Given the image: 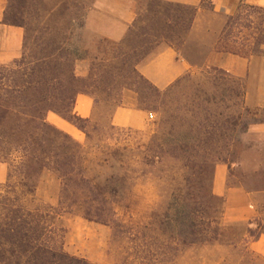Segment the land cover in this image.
Returning a JSON list of instances; mask_svg holds the SVG:
<instances>
[{
	"label": "trees",
	"instance_id": "16d2710c",
	"mask_svg": "<svg viewBox=\"0 0 264 264\" xmlns=\"http://www.w3.org/2000/svg\"><path fill=\"white\" fill-rule=\"evenodd\" d=\"M200 11L214 15V0H203L199 8L155 1L147 15L139 17L124 41L131 47V53L122 56L120 71L111 75L112 83L124 80L132 87H114L105 92L103 103L115 101L106 116L109 121L104 116L95 119V107L99 103L88 92L93 86L92 77L77 75L80 59L67 49L66 40H60L56 46L48 41L31 46L26 27L5 22L25 30V43L20 59L0 65V163L9 167L7 184L0 186V264H83L70 258L56 241L53 210L37 202L36 191L44 172L52 173L61 183L58 217L76 212L90 223L113 229L115 239L122 236L128 240L139 264L170 262L169 243L162 252H147L138 227L120 222L119 210L133 199L137 183L153 176L166 197L177 204L174 212L176 224L180 225V219L187 213L186 197L181 189V184L186 182L185 172L197 166L202 175L205 166L215 170L219 163L225 162L221 151L233 145L249 116L245 86L224 71L213 69L207 73L206 83L211 86L212 95L198 91L188 94L182 112L176 106V90L185 77L161 92L137 70L159 44L173 48L192 64L190 57L181 52L189 44L188 35ZM160 15L162 20L157 21ZM218 20L223 27L215 45L218 53L245 59L264 57V39L251 42L246 34L263 32L264 9L242 5L236 15ZM159 24L162 26L158 27ZM42 33L46 37L65 35L51 29ZM187 79L191 80L192 76L187 75ZM124 90L136 97L135 103L119 100ZM80 95L95 102L91 119L75 114ZM119 108L160 114L157 132L147 145L120 143L117 138L123 131L112 124L113 114ZM51 113L80 131L86 143L49 124L47 117ZM210 198L220 203L221 219L205 222L197 212L199 222L194 223L190 232L182 224L179 236L182 241L179 238L175 241L179 245L174 258L182 246L235 245L226 241L233 227L223 223L224 200L213 193ZM253 226V223L240 225L245 232L239 242L246 249L264 235V221L258 222L257 231ZM123 264H128V259Z\"/></svg>",
	"mask_w": 264,
	"mask_h": 264
},
{
	"label": "rangeland",
	"instance_id": "374dc122",
	"mask_svg": "<svg viewBox=\"0 0 264 264\" xmlns=\"http://www.w3.org/2000/svg\"><path fill=\"white\" fill-rule=\"evenodd\" d=\"M155 1L173 4L158 0H103L101 3L99 0H9L5 22L26 27V34L28 33L26 38L31 46L43 41L56 46L60 40H66L67 49L80 59L76 65L77 75L82 78L92 77L93 86L88 92L93 94L99 103L95 107V119L104 116L105 120L109 121L106 116L110 114L115 101L103 103L106 98L105 92L114 87L116 89L132 87V84L124 80L118 84L111 81V75L117 74L121 69L122 56L131 53V47L127 43L124 44V41L135 22L139 17L147 15L148 8ZM129 4H133L136 15L131 25L125 24L121 18ZM160 17L161 15L156 17L157 21L162 20ZM215 23L210 12L202 11L188 35V46L181 52L182 55L190 57L192 64L198 68L189 74L192 79L188 80L185 76V80H181L176 90L178 100L176 106L182 112L188 94L198 91L208 96L212 95L211 86L206 83V76L213 69L207 67L206 61L216 44L217 36L214 35V31L220 30L219 27H214ZM120 28L126 29L125 36L121 40L111 39V35ZM46 29L63 31L65 35L46 37L42 35ZM246 34L252 39L251 42L264 39V30L261 34L256 31ZM164 45L166 44L155 45L149 56ZM145 54L147 53H143ZM262 58L264 57L258 59ZM240 82L246 89L245 83ZM246 93L245 106L249 116L243 128L238 130L233 145L221 151L225 162L216 166L225 167L223 188L225 192L232 190L242 195L233 193L230 198L224 194L218 196L214 188L216 168L214 170L207 165L200 175L199 168L192 166L184 174L186 182L181 184L186 197L184 205L187 213L180 219V225L176 224L177 215L174 212L177 204L166 197L163 187L153 179V176L142 178L137 183L133 199L126 201L119 210L120 222L138 227L147 252H162L164 245L169 243L172 251L170 262L167 264H263L239 242L245 232L240 225L247 223L227 225L225 221V214L234 215L239 211L242 196L247 198L248 209L255 214V219L250 222L254 224L253 230L257 231L258 222L264 221V98L257 91L248 93L246 89ZM135 98L128 90H124L119 96V100L126 104L135 103ZM147 114L152 115L153 119L148 120L144 130L119 128L123 134L117 139L122 145L141 146L150 142L157 132L161 116L154 111ZM244 127L247 129L244 130ZM78 142L85 144L86 137L83 136ZM207 152L210 153L209 150ZM0 165H5L8 173V165L2 163ZM7 181L8 178L0 186L6 185ZM60 191L61 183L58 178L50 172H44L36 191V199L43 208L53 210L52 221L56 241L63 245L65 253L70 258L83 264H123L127 259L128 264H139L128 240L122 236L115 239L113 229L90 223L76 212L70 215L64 213L58 217ZM211 193L224 200L223 223L227 227H233L227 233L226 241L235 245L229 248L182 246L174 258L175 249L179 245V242L175 241L180 239L182 224L185 226L184 229L190 232L194 223L199 222V218H196L197 212L205 222L221 219L222 207L218 201L210 198ZM170 205L173 206L172 211H168ZM186 241L190 243L191 239ZM146 264L150 263L147 261Z\"/></svg>",
	"mask_w": 264,
	"mask_h": 264
},
{
	"label": "crops",
	"instance_id": "0c3cea01",
	"mask_svg": "<svg viewBox=\"0 0 264 264\" xmlns=\"http://www.w3.org/2000/svg\"><path fill=\"white\" fill-rule=\"evenodd\" d=\"M102 1L99 0V3ZM158 1L199 8L203 0ZM8 5L9 0H0V65H8L20 59L25 43V30L23 28L5 24ZM132 5L129 4L127 11L122 13L123 16L121 18L127 25H131L135 21V8ZM242 5L264 9V0H214L215 13L212 15L216 22L214 27L220 28L217 32L213 30L214 35L218 37L223 29L222 25L220 27L218 19L236 15ZM201 14L202 11L199 12L197 20ZM125 34L126 29L120 28L114 35H111V39L121 40ZM215 45L212 47L207 58V67L226 72L233 78L244 82L248 93L257 91L264 98V58L245 59L233 55H224L215 50ZM197 69L195 65L181 57L176 50L167 45L159 47L153 55L149 56L137 67L138 72L161 92L166 91L176 82L194 73ZM75 114L82 119H91L94 114L93 100L85 95L78 96ZM149 119H153L152 115L146 112L129 108H119L113 114L112 124L120 129L142 131L145 129ZM47 121L76 141H79L84 136L75 127L55 114H49ZM225 175V167L218 166L215 172L214 183L217 195L223 196L224 194V196L226 195L227 198H230L233 193L241 194L240 192H233L232 190L225 192V189H223ZM7 178V168H5V165H0V184L6 182ZM242 197L243 200L240 204L239 211L234 215H231V213L225 214L227 225L249 224L255 219V214L248 209L247 198ZM228 203L230 206L229 200ZM248 251L259 258L264 264V235L259 240L251 242L248 245Z\"/></svg>",
	"mask_w": 264,
	"mask_h": 264
},
{
	"label": "built area",
	"instance_id": "2783aa9c",
	"mask_svg": "<svg viewBox=\"0 0 264 264\" xmlns=\"http://www.w3.org/2000/svg\"><path fill=\"white\" fill-rule=\"evenodd\" d=\"M152 118H153V116H152Z\"/></svg>",
	"mask_w": 264,
	"mask_h": 264
}]
</instances>
